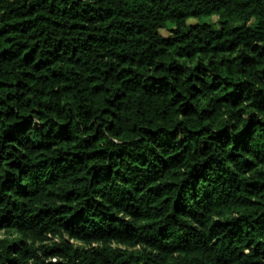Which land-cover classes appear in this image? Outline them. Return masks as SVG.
Listing matches in <instances>:
<instances>
[{"label":"trees","instance_id":"trees-1","mask_svg":"<svg viewBox=\"0 0 264 264\" xmlns=\"http://www.w3.org/2000/svg\"><path fill=\"white\" fill-rule=\"evenodd\" d=\"M0 264H264V0H0Z\"/></svg>","mask_w":264,"mask_h":264},{"label":"rangeland","instance_id":"rangeland-1","mask_svg":"<svg viewBox=\"0 0 264 264\" xmlns=\"http://www.w3.org/2000/svg\"><path fill=\"white\" fill-rule=\"evenodd\" d=\"M164 34H166V32L163 31Z\"/></svg>","mask_w":264,"mask_h":264}]
</instances>
